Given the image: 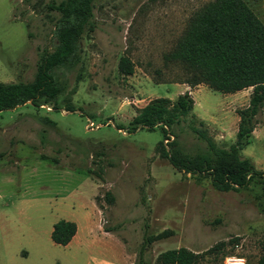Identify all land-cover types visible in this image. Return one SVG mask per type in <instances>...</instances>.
Returning <instances> with one entry per match:
<instances>
[{"label":"rangeland","instance_id":"374dc122","mask_svg":"<svg viewBox=\"0 0 264 264\" xmlns=\"http://www.w3.org/2000/svg\"><path fill=\"white\" fill-rule=\"evenodd\" d=\"M62 1L0 0V82L34 80L41 53L57 48L59 14L48 7ZM213 1L96 0L94 30L81 40L79 62L52 72L60 94L0 112V264H135L146 233H169L146 252L148 264L181 247L201 254L199 264H224L228 256L257 264L264 182L216 190L210 179L179 172L161 158V126L131 130L151 100L184 94L190 74L165 56L191 17ZM244 1L264 22V0ZM124 56L132 75L119 70ZM190 89L193 111L170 128L166 149L191 156L207 149L193 127L229 149L237 111L248 106L252 88ZM250 141L241 155L264 172V112ZM60 220L78 226L67 246L51 239Z\"/></svg>","mask_w":264,"mask_h":264},{"label":"trees","instance_id":"16d2710c","mask_svg":"<svg viewBox=\"0 0 264 264\" xmlns=\"http://www.w3.org/2000/svg\"><path fill=\"white\" fill-rule=\"evenodd\" d=\"M95 1L64 0L49 5L50 11L59 14L54 31L57 48L53 53H41L33 81L0 82V112L28 102L34 105L41 101L50 102L60 94L52 72L61 67H74L79 62L81 40L87 31L94 30ZM165 61L178 63L189 72L190 76L183 83L191 88L206 85L223 94L252 88L248 106L237 111L236 141L229 149H219L207 139L205 131L193 127L194 133L208 141L207 149L194 156L177 148L166 149L171 139L170 128L180 125L193 111L194 100L189 92L181 94L176 101L168 98L151 100L138 110L131 122V130L145 128L153 131L161 126L166 137L157 145L161 158L179 172L210 179L216 190L238 191L248 189L256 179L264 182V172L241 155L251 142L258 116L264 112V22L244 0H215L191 17L183 35L165 56ZM119 70L122 74L132 75L134 65L124 56L120 59ZM106 199L113 202L110 193H106ZM77 231L75 222L60 220L53 226L51 239L57 245L67 246ZM168 235L149 236L146 233L135 264H148L144 258L146 252L155 241ZM260 247L257 264H264V237ZM200 258L201 254L181 247L160 253L155 264H199Z\"/></svg>","mask_w":264,"mask_h":264},{"label":"built area","instance_id":"2783aa9c","mask_svg":"<svg viewBox=\"0 0 264 264\" xmlns=\"http://www.w3.org/2000/svg\"><path fill=\"white\" fill-rule=\"evenodd\" d=\"M224 264H247V261L243 257L228 256L225 258Z\"/></svg>","mask_w":264,"mask_h":264},{"label":"crops","instance_id":"0c3cea01","mask_svg":"<svg viewBox=\"0 0 264 264\" xmlns=\"http://www.w3.org/2000/svg\"><path fill=\"white\" fill-rule=\"evenodd\" d=\"M201 86V85H200ZM191 87L190 86H186V88L183 90V92L182 93H185V92H189L190 94L192 93V91H191V89H190ZM101 230H102V228H100ZM103 231V230H102ZM78 232V231H77ZM104 233H107L108 234V232H105L104 231ZM77 235V234H76ZM110 236H112V235H110ZM76 237V236H75ZM74 237V238H75ZM73 238V239H74ZM118 242V241H117ZM124 256L126 257V258H129L130 256L128 255V254H126V253H124ZM128 264H132V263H130V261L128 262Z\"/></svg>","mask_w":264,"mask_h":264}]
</instances>
